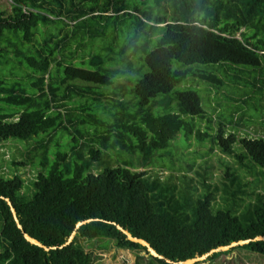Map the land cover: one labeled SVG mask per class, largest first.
Instances as JSON below:
<instances>
[{
  "label": "trees",
  "instance_id": "trees-1",
  "mask_svg": "<svg viewBox=\"0 0 264 264\" xmlns=\"http://www.w3.org/2000/svg\"><path fill=\"white\" fill-rule=\"evenodd\" d=\"M146 1L9 0L8 8L0 6V141L34 135L24 158L11 164L36 165L27 183L18 172L0 170V264H102L85 248L93 237L143 250L156 264H183L177 261L243 238L249 240L202 260L233 247L264 258V238H253L264 236V133L225 131L240 116L224 122L219 115L214 127L186 83L205 80L218 88L223 76L243 85L242 103L253 91L258 111L264 0H154L155 8ZM111 25L116 33L108 38ZM9 55L22 64L19 80L1 72ZM179 83L184 87L174 89ZM179 131L187 140H207V152L217 148L240 165L260 168L246 180L224 164L227 179L217 182L193 170V160L185 169L165 163L163 176L136 168L153 167L164 154L157 150ZM22 231L54 247L31 243Z\"/></svg>",
  "mask_w": 264,
  "mask_h": 264
},
{
  "label": "rangeland",
  "instance_id": "rangeland-1",
  "mask_svg": "<svg viewBox=\"0 0 264 264\" xmlns=\"http://www.w3.org/2000/svg\"><path fill=\"white\" fill-rule=\"evenodd\" d=\"M146 2L155 8L156 2H154V0H147ZM135 3L140 5L141 2L140 0H135ZM0 6L8 8L9 0H0ZM115 28V25H111L109 29H107L108 38H110V34L115 35ZM42 29H45V27L43 26ZM34 37L40 39L38 32L34 33ZM111 41L113 42L114 40ZM31 43L33 45L35 44L33 39L31 40ZM24 45L27 44L24 43ZM93 45L98 46L99 42L94 41ZM89 49L91 51L94 50L93 47H89ZM133 60L134 65H137V57H133ZM21 68L22 64L20 61H18L15 56L9 55L8 62L6 65L1 67V72H4V76L8 80H19L21 78L20 76H22ZM216 73L220 76L223 75V73L221 74L217 71ZM119 78L120 77L117 79ZM222 78L224 83L218 88L209 84L205 80H191L190 82L186 81L188 84L192 83L190 87L197 90L198 94L200 95V104L205 110V116L212 119L211 124L215 127V118H218L219 115V118L221 120L224 119V122L226 119L230 118V115L232 116L233 120L240 116L239 123L237 122L235 126L226 124L224 126L225 131H228L227 127H230L238 135L244 134L245 132L249 134L260 132L264 133V93L263 95H260L259 101L257 102L259 108L258 111L254 112L253 105L251 103L255 102L253 100L255 93L253 91L247 92L249 98L245 103H242L239 98L245 97L243 95V85H233L225 77L222 76ZM182 87H184L183 84L179 83L174 86V89ZM152 109L154 111L156 110V107ZM194 119L197 120V117L194 116ZM199 124L202 127L204 124V119H202ZM33 137L34 135L26 139L8 137L6 140L0 141V170L4 174L18 172L24 178L25 183H27L34 175L36 165L33 166L29 162L23 165L18 163L16 166L15 164H11L13 159L22 160L24 158V153L26 152V143H28V141ZM59 139H62V137ZM207 146V140H203L199 143L193 137H190L187 140L183 136L182 132L179 131L171 140V143H169L166 147L157 150L156 154H164L160 155L159 157L157 156L154 159L155 163L153 167L139 166L136 168L139 170L143 168H152L153 170H157V173L160 176H163L168 172V169L165 167V163L181 166L183 169H185L187 164L191 163L193 160L192 169H197L200 173L209 172L211 177L207 180L211 182L227 179L222 175V170L225 167L224 164H227L226 167L228 170L235 169L236 173L246 180L253 178L254 172H258L260 168L259 166L252 167L247 164L246 165L248 168L244 164L240 165L235 161L233 156L226 155L217 148H213L207 152ZM240 150H242V148L237 146L236 151ZM120 156L121 158H126L130 157V154L122 152L120 153ZM220 158H222L223 161H221ZM247 161L250 162L248 159ZM204 168H206L205 171ZM42 170H46V167L42 168ZM193 170L188 171V173H193L196 179L199 178L198 175L193 172ZM261 176L264 179V168H262ZM250 187H252L251 181H249L246 185V188ZM105 240L106 237H93L88 239L84 244L86 249L93 250L99 255L98 262H101L102 264H135V262H137V264H156L143 250L131 249L127 247H116L111 240H109L108 243H105ZM185 264H264V258L259 253L233 247L228 252H222L218 254L216 258L210 262L199 259Z\"/></svg>",
  "mask_w": 264,
  "mask_h": 264
},
{
  "label": "water",
  "instance_id": "water-1",
  "mask_svg": "<svg viewBox=\"0 0 264 264\" xmlns=\"http://www.w3.org/2000/svg\"><path fill=\"white\" fill-rule=\"evenodd\" d=\"M4 198H5V200L7 201V203L9 204V207H10V210H11V213H12V216H13V219H14V221H15L17 227H20V224H19V222H18V220H17V217H16V215H15V212H14V208H13V206L10 204V201L7 199V197H4ZM87 219H88V218H87ZM87 219H83V220L76 221L74 227L78 226L80 223L84 222V221L87 220ZM117 226H118V228H120V229L122 230V232H124V233L126 234L127 238H129V239H131V240H134V241H137V242H139V243L145 245L146 248H147V250L149 251L150 254H152L153 256L160 257V254H158V253H157V252H156V251H155V250H154V249L148 244V242H147L146 240H144V239L141 238V237L133 236V235H131L129 232H127L124 228H122L121 226H119V225H117ZM72 233H73V231H71V233L68 235V237H67L65 243L68 242V241L70 240V238H71V236H72ZM22 234H23V237H24L26 240H28L29 242L34 243V244H36V245H38V246H41V247L44 248V249H48L49 247H54L53 245H52V246H45V245L41 244L37 239H35L34 237L28 235V234L25 233L24 231H22ZM253 238H261V239H263L264 236H263V235H255ZM248 240H249V238H243V239L233 240V241H230V242L227 243V244H223V245H218V246L212 247V248L208 249L206 252H204V253H202V254H200V255H197V256H194V257H190V258H185V259H182V260H178L177 262H178V263H183V264H185V263H190V262H193V261H195V260H199V259L204 258L206 255H208L209 253H211V252H213V251H215V250H218V249L223 250V249H226V248H228V247H230V246H233V245H236V244H241V243L247 242Z\"/></svg>",
  "mask_w": 264,
  "mask_h": 264
}]
</instances>
